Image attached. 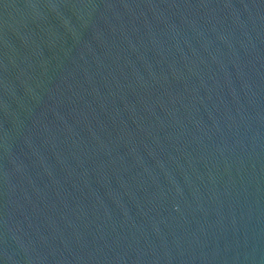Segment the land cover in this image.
Masks as SVG:
<instances>
[{"label": "water", "instance_id": "obj_1", "mask_svg": "<svg viewBox=\"0 0 264 264\" xmlns=\"http://www.w3.org/2000/svg\"><path fill=\"white\" fill-rule=\"evenodd\" d=\"M0 264H264V0H0Z\"/></svg>", "mask_w": 264, "mask_h": 264}]
</instances>
